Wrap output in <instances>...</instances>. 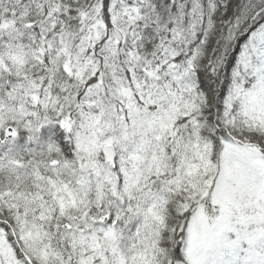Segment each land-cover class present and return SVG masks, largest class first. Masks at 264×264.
I'll use <instances>...</instances> for the list:
<instances>
[{
  "label": "snow or ice",
  "instance_id": "obj_1",
  "mask_svg": "<svg viewBox=\"0 0 264 264\" xmlns=\"http://www.w3.org/2000/svg\"><path fill=\"white\" fill-rule=\"evenodd\" d=\"M0 264H264V0H0Z\"/></svg>",
  "mask_w": 264,
  "mask_h": 264
}]
</instances>
